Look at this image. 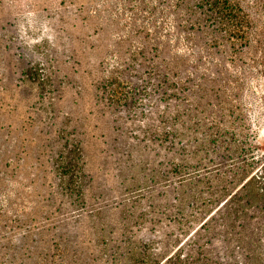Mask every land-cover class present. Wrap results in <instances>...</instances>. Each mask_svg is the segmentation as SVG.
<instances>
[{
    "label": "rangeland",
    "instance_id": "374dc122",
    "mask_svg": "<svg viewBox=\"0 0 264 264\" xmlns=\"http://www.w3.org/2000/svg\"><path fill=\"white\" fill-rule=\"evenodd\" d=\"M233 1L236 46L201 0H0V264H139L202 225L187 137L245 125L264 154V0Z\"/></svg>",
    "mask_w": 264,
    "mask_h": 264
},
{
    "label": "trees",
    "instance_id": "16d2710c",
    "mask_svg": "<svg viewBox=\"0 0 264 264\" xmlns=\"http://www.w3.org/2000/svg\"><path fill=\"white\" fill-rule=\"evenodd\" d=\"M201 2L200 8L214 19L212 26L234 46L251 41L250 16L238 3L233 0ZM234 121L228 122L232 126ZM224 126L213 125L212 131L203 133L204 140L187 137L183 147L186 155L178 162L181 170L176 184L182 193L188 189L190 193V197L182 196L179 201L194 199L196 204L215 211L203 214L208 216L189 235L187 241L191 242L186 241L174 254L162 256L161 253L144 252L139 264H234L235 231L246 258L253 264H264V154L248 146L243 137L239 138L249 130L248 127H239V135L229 133ZM180 135L186 138L184 133ZM187 142L192 144L191 150H186ZM218 151L223 153V161L216 163L211 154ZM203 185L207 189L197 193L195 188ZM191 189L195 194H191ZM214 231L221 234L220 241L224 243L221 252L217 253L211 247L212 237L216 235Z\"/></svg>",
    "mask_w": 264,
    "mask_h": 264
}]
</instances>
